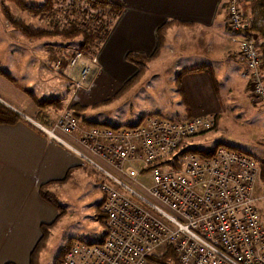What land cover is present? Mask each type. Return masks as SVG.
Wrapping results in <instances>:
<instances>
[{
    "label": "built area",
    "instance_id": "2783aa9c",
    "mask_svg": "<svg viewBox=\"0 0 264 264\" xmlns=\"http://www.w3.org/2000/svg\"><path fill=\"white\" fill-rule=\"evenodd\" d=\"M225 23L238 39L250 101L264 109L257 39L243 32L239 0H227ZM80 58L73 54L63 75L73 91L85 89L92 74ZM213 126L212 116H146L130 126L84 128L67 109L50 128L37 126L90 170L100 195L102 241H74L62 264H157L166 252L177 264H264L255 161L221 147L208 157L181 154L186 140Z\"/></svg>",
    "mask_w": 264,
    "mask_h": 264
},
{
    "label": "crops",
    "instance_id": "0c3cea01",
    "mask_svg": "<svg viewBox=\"0 0 264 264\" xmlns=\"http://www.w3.org/2000/svg\"><path fill=\"white\" fill-rule=\"evenodd\" d=\"M107 1L118 13L111 23L109 35L97 51L98 62L101 58L108 59L110 53L122 63H126L124 56L128 52L150 55L155 48L156 31L160 26L169 21L185 23L188 26L179 25L167 30L158 57L146 65L144 74H150L151 70L150 86L155 84L156 74L162 72L164 75L168 72L169 81L165 82V86L169 84L166 88L178 103L177 110L168 113L175 115L174 120L212 116L217 122L218 115L229 106L239 109V105L232 100L237 101L236 97L245 95L247 81L241 76L245 70L236 60L238 39L233 40L226 28L227 0ZM239 9L245 28L257 41L261 37L264 39V0H239ZM24 48L32 51L34 56L32 48L23 46L22 49ZM221 60L222 63L219 64ZM198 64H206L212 68L217 82L216 91L207 74L187 73L181 78L185 98L183 106L173 88L172 77L179 70ZM96 67L100 72L101 65L96 64ZM0 70L15 80L13 85L0 76V103L38 130L37 126L40 125L33 121L35 108L22 92V89H26L34 94V90L19 86L9 70ZM134 71L132 66L130 76ZM28 76L36 84L59 86L56 76L45 72L41 65ZM141 79L147 81L144 77ZM160 83L162 82L158 85H162ZM230 101L233 104L229 105ZM155 112L146 116L163 113ZM83 119L81 126L84 128L97 125L84 116ZM188 141L186 140L185 146L191 148ZM79 165L74 155L26 124L0 126V264H28V255L40 236L39 225L51 223L56 216L55 210L39 199V186L62 179L69 168ZM256 188L257 191L261 188L260 181Z\"/></svg>",
    "mask_w": 264,
    "mask_h": 264
},
{
    "label": "rangeland",
    "instance_id": "374dc122",
    "mask_svg": "<svg viewBox=\"0 0 264 264\" xmlns=\"http://www.w3.org/2000/svg\"><path fill=\"white\" fill-rule=\"evenodd\" d=\"M43 1L24 0L26 6L30 7H38ZM6 5L12 18H20L29 26L47 28L51 23L71 22L82 29L94 31L99 38L94 45L90 46L88 52L83 54L76 50L79 38L70 42H61L58 38L27 40L0 14V68L9 70L19 82V86L27 87L29 90L33 89L38 99L61 98L62 104L59 106V110L55 108L49 110L54 112L53 120L60 111L65 109L71 111L73 103L92 107L98 102L100 103L97 108L84 110L83 116L99 126L134 125L140 118L153 115L156 113L155 111L163 112L158 117L167 120L175 119L174 114H168L178 108L177 101H174V95H171L170 90L166 88L169 84L165 86V82L169 78L168 72L163 75L160 72L162 70H159L160 74L158 73L154 77L155 84L150 86L149 81L152 78L151 70H149L150 74L146 73L141 77H144V80L146 78L147 81L140 79L137 84L125 89L126 81L132 76L129 74L132 66L113 58L115 55L110 52L108 59L101 58L99 62L97 61V51L109 35L111 23L118 10L110 11L105 7H92L84 0H54L51 13L43 14L39 18L33 17L25 11L19 12L10 3ZM23 46L32 48L35 52L34 56L33 53L31 54L32 51L26 48L22 49ZM50 46L64 49L62 53L64 66L61 65V61L47 63L46 57ZM75 53L81 54V64L91 66L92 74L89 83L82 91H73L70 85L71 81L68 82L64 78L68 75L69 58ZM116 56L118 55L116 54ZM20 63L22 65H19ZM221 63L222 60L219 64ZM96 64L101 65L100 72H98ZM40 65L45 72L56 76L59 82L58 87L52 84H36L32 81L28 75ZM154 66L156 68V65ZM78 67L73 69L75 77ZM95 76L97 77L92 83ZM160 81L162 85H158ZM244 91H246L245 95L236 97L237 101L232 100L239 105V109L230 106L226 108V111L218 115L217 124L215 123L212 130L188 139L189 147L206 151L221 143L245 151L264 163V109L250 101L248 85L247 90L245 86ZM110 98H114L112 103L109 101L105 105L103 102ZM232 101L228 102L229 105L233 104ZM82 105L76 106L79 109L85 108ZM82 167L84 168L82 165L74 167V172L72 171L73 173L64 184H55L51 188L52 194L63 207L64 212L50 230L49 239L46 248L40 255L39 264H52L54 257L67 240L94 243L102 236V220H99L94 213V207L100 199L98 186L94 176L89 177L81 170ZM85 169L90 172L89 169ZM259 175L258 167L255 183L256 195L264 193V183L261 182ZM259 181L261 188L257 191L256 184ZM256 205L259 209L264 210L262 203L259 202Z\"/></svg>",
    "mask_w": 264,
    "mask_h": 264
},
{
    "label": "trees",
    "instance_id": "16d2710c",
    "mask_svg": "<svg viewBox=\"0 0 264 264\" xmlns=\"http://www.w3.org/2000/svg\"><path fill=\"white\" fill-rule=\"evenodd\" d=\"M53 1L54 0H44L43 3L38 7H30V6H26L24 0H0V14L4 18H6L7 22L27 40L38 39V38H58L59 41L61 42H70V41H73L74 39L79 38L80 41L77 42L76 50L85 54L86 52H88L90 46L94 45V43L97 42V40L99 39L94 31L82 29L80 27H77L71 22H65L62 24H58L55 22V23L49 24L47 28L32 27V26L25 24V22L21 20L20 18H15V19L12 18L9 12V8L6 5L7 3H10L19 12L25 11L26 13L31 14L33 17L41 18L43 14L47 15L51 13ZM84 1H87L92 7H96V8L105 7V8H108L110 11L117 10L116 8H112L111 4L107 2V0H84ZM113 6L115 7V5ZM179 25L184 26V27L188 26V24H185V23L169 21V22L164 23L162 26H160L157 29L156 45H155L153 52L150 55H145L142 53H131V52H128L127 54H125L124 61L130 64L131 66H133L135 70L131 78H129L126 81L125 89L139 82V80L141 79V77L143 76L145 72L146 65L158 57L159 52L161 48L163 47L164 36L167 30L172 27H178ZM243 32L251 33L246 28L243 30ZM257 44H258L257 52L260 58L259 73L264 83V39L261 37L257 41ZM63 51H64L63 48H54L51 46L48 47V56L46 57L47 63L61 61V65L64 66L65 62L63 61L64 57L62 56ZM200 72L205 73L210 77L213 88L216 91L217 82L213 77V70L210 66L206 64H198V65L191 66L189 68L181 69L173 77V88L175 90L176 95L178 96L179 103L181 105L183 106L185 105L184 104L185 103L184 93L181 87L182 76L187 73H200ZM0 76H2L4 79L9 81L11 84L13 85L15 84V80L9 74L1 70H0ZM22 92L29 98L32 106L35 108L36 112L33 117V121L42 127H48V128L51 127L53 123L52 114L54 112H52V110L51 111L49 110L51 108H55L59 110V106L62 104L61 103L62 99L59 97L58 98H48V99H38L34 94L30 93L26 89L25 90L22 89ZM113 100L114 98H110L106 102H103V103L107 105L106 104L107 102L110 101V103H112ZM99 103L100 102H98V104H95L92 107H85L82 109L77 108L76 104H72L73 106L71 107V112L73 116L76 119H78L81 125V122L84 121L83 116H82L83 111L86 109L91 110L93 108H97V106H99ZM18 123L26 124L33 131H37L39 134H41L39 130L32 128V126L27 124V122H25L24 119H22L16 113H14L13 111H11L10 109H8L7 107H5L4 105L0 103V126H14ZM215 123H216V118H214V126H215ZM102 126H106V125H102ZM106 127H110V126H106ZM219 147L229 149V150H234V151H240L231 146L219 143L213 146L210 150L204 151V150H197L193 148L192 149L187 148L183 150L181 154L188 152V153L197 154L200 157H208V156H211L214 153V151ZM243 153L251 157L257 163L259 167V171H260L259 178L261 182L264 183V163L256 160L253 156H251L250 154L246 152H243ZM73 169L74 167L69 168L67 173L62 179L57 180V181L45 182L41 184L38 188L39 199L43 203L51 207L53 210H55L56 216L51 223L39 225L38 229H39L40 236L28 255V264H39L40 255L43 252V250L46 248L49 235H50V230L53 227V225L56 223V221H58L59 217L63 215V212H64L63 207L57 202L56 197L52 194L51 188L55 184H64V182L68 179V177L72 173ZM81 170L85 174H87L89 177L90 176L93 177V174L91 172H88L85 168L82 167ZM99 205H100V201L94 207V210H95L94 213L100 220L102 218L99 217L98 215ZM101 241H102V236L96 242L100 243ZM73 242H74L73 240H67L66 242L63 243L59 252L54 257L52 264H62L65 253L67 252V250L69 249V247L71 246ZM84 243L91 244L89 242H84ZM160 260L161 261L157 260L156 263L165 264L167 261H170L171 262L170 264H177L175 262L174 256L170 252H166L164 258ZM5 264H11V263H5Z\"/></svg>",
    "mask_w": 264,
    "mask_h": 264
}]
</instances>
